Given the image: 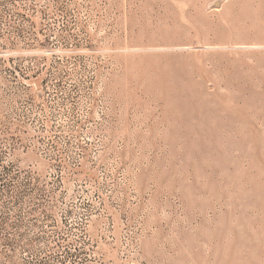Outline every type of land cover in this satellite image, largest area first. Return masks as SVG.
Wrapping results in <instances>:
<instances>
[{
	"label": "rangeland",
	"instance_id": "obj_1",
	"mask_svg": "<svg viewBox=\"0 0 264 264\" xmlns=\"http://www.w3.org/2000/svg\"><path fill=\"white\" fill-rule=\"evenodd\" d=\"M0 264H264V0H0Z\"/></svg>",
	"mask_w": 264,
	"mask_h": 264
}]
</instances>
